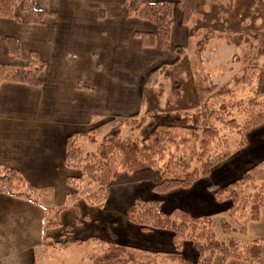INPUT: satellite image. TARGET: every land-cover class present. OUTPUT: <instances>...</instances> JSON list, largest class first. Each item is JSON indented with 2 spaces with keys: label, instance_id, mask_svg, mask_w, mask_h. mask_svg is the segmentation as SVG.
I'll use <instances>...</instances> for the list:
<instances>
[{
  "label": "crops",
  "instance_id": "1",
  "mask_svg": "<svg viewBox=\"0 0 264 264\" xmlns=\"http://www.w3.org/2000/svg\"><path fill=\"white\" fill-rule=\"evenodd\" d=\"M35 6L51 12L42 25L29 24L20 9L15 10L16 19L0 18V64L24 65L31 52L45 64L40 86L0 84V166L16 170L43 192L38 203L0 192V264L61 263L65 256L50 253L52 245L65 241L75 244L76 239L70 242L68 238H74L75 229L83 224L91 237L124 247L171 251V233L141 231L127 221V208L134 199L161 200L164 213L181 208L192 215L208 216L192 206L204 202L202 196L212 185L195 187L197 181L187 190L175 189L164 195L151 191L154 195L149 193V197L141 191L149 192L152 183L146 185L141 180L110 187L104 206L98 209L82 197H76L71 206L64 205L77 195L76 189L67 184L68 177L80 175L64 163L66 140L73 134H93L99 125L111 123L109 120L104 124L101 119L130 111L132 94L124 88L116 89V80L130 78L133 50L136 54L163 51L158 47L142 48L133 36L136 31H153V27L127 17L123 0H35ZM173 15L178 19L176 26L182 28L179 13ZM176 26L173 19L172 38ZM8 38L17 42L18 55L9 52ZM127 43L134 48L127 51ZM171 44L177 43L171 39ZM81 138L77 145L84 153L96 150L84 151ZM186 194L191 198L187 204L180 199ZM58 208H63L58 213L60 227L45 228ZM68 209L70 218L64 219ZM94 210L99 217L90 214ZM99 224H107L103 237ZM62 261L70 263L67 258Z\"/></svg>",
  "mask_w": 264,
  "mask_h": 264
},
{
  "label": "trees",
  "instance_id": "2",
  "mask_svg": "<svg viewBox=\"0 0 264 264\" xmlns=\"http://www.w3.org/2000/svg\"><path fill=\"white\" fill-rule=\"evenodd\" d=\"M252 0H228L224 5L213 7L211 11H203L202 0H123L126 16L149 23L153 31H136L133 36L139 41L142 48L153 49L158 47L163 51L173 50L179 57L183 56L180 46L172 47L171 28L173 26V12L175 8L180 15V24L187 26L192 22L195 15H201V20L194 22V27L190 29L189 35L201 28L212 26L214 30H226L237 28L247 17ZM22 10L27 17V21L32 25H42L44 18L51 15L49 11L39 10L35 6V0H0V18L16 19L15 10ZM215 20L216 23H211ZM8 50L13 55H18L19 47L17 42L8 38ZM185 59V58H184ZM45 64L34 52L29 54V58L24 65H4L0 64V84L3 82L19 83L29 86H40V74ZM171 78V100H167L164 112H174L178 110H188L198 106L196 90L187 86L182 78L172 77L170 72L165 75ZM159 97V96H158ZM157 94L151 89H146L142 94V101L146 103V113L154 112L158 109ZM221 116L214 117L216 111L209 110V121L203 123L198 160L200 166L192 172L181 177L163 178L152 183L151 191L157 195H164L175 189L187 190L197 181L207 178L217 165L226 161L231 152L229 148L221 155L209 157L211 146L219 138L218 129L212 124L220 123L230 133H236L238 147L246 145L245 134L264 124V102L256 100L249 101L248 105L241 111L245 114V121L238 122L232 116L231 108L225 104H220ZM225 113V116L222 114ZM142 119V118H141ZM141 119H121L115 123L102 141L97 142L91 131L81 134H73L66 140L64 163L68 168L80 171L78 177L71 176L67 179V184L80 190L81 185H94L93 192L80 191L83 200L92 206L101 208L108 197L109 188L128 182H135L147 179L160 170L161 164L165 161L168 151L177 146V142L170 130L176 126H185L186 120L168 116L153 118L154 124L150 125V130L142 140H121L120 131L123 127L138 126ZM213 119V122L211 121ZM162 127V130H158ZM81 137L89 138L96 143V150L91 153H84L77 145V140ZM260 164L255 168H259ZM250 183L257 185L255 193L250 198V212L247 220L257 221L260 217L261 209L264 208V181L257 183L255 176L251 172H245L237 179L229 183L231 189L228 194L233 206L240 203V191L243 186ZM214 194L220 192L216 186H209ZM0 192L12 197L25 198L34 203L42 193L27 181L14 169L0 166ZM63 208L56 209L45 228H59L58 213ZM125 217L127 221L137 226L141 231L153 230L168 231L171 233L173 249L171 251H154L137 247H124L122 245L105 241L97 237H89V241L98 245L104 250L103 258H108V249L112 248L125 252L126 258H120L114 264H157L156 257L163 258L169 264H211L212 258L219 253L223 260L232 259L250 264H264V237L256 238L244 245L237 244L236 238H219L213 229V222L209 216L192 215L184 209L174 208L167 213L161 210V200L145 201L134 199L127 208ZM221 233L232 236L236 232L245 234L244 226L241 230H236L227 223H221ZM190 243L197 251L194 260L188 259L183 254V244ZM76 245L81 244V240H75ZM239 245V246H238ZM140 258L145 260L142 262ZM98 259V258H97ZM100 259V258H99ZM94 260L99 264L100 260ZM107 260V259H106Z\"/></svg>",
  "mask_w": 264,
  "mask_h": 264
},
{
  "label": "rangeland",
  "instance_id": "3",
  "mask_svg": "<svg viewBox=\"0 0 264 264\" xmlns=\"http://www.w3.org/2000/svg\"><path fill=\"white\" fill-rule=\"evenodd\" d=\"M202 1L203 11H211L213 7L228 2V0ZM174 13H179L176 8ZM173 19L176 26L178 19L174 15ZM201 19V15H195L192 22L187 26H182V28L176 26L173 38L171 34L172 41L177 43L172 47L180 46L184 53L182 57H179L172 49L168 51L149 50L148 52L143 51L141 54H136V51L133 50L132 62H130L131 69L129 70L130 78L117 79L115 85L116 89L130 90L132 94L131 109L123 115L117 113L114 117L111 116L112 118L101 119V122H105L104 124L109 120L111 123L108 125L101 124L95 129L96 139L102 141L103 137L119 120L132 118L139 121L142 118L138 126L123 127L119 135L121 140L140 141L150 130V125L154 124V117L168 116L169 118L177 117L186 120L184 127L171 128L170 132L177 142V146L168 151L159 172L144 179L146 185L163 178L181 177L199 168L200 134L203 123L210 120L207 119L209 110H215L214 117L216 114L220 117L219 105L225 104L231 108L229 111H231L232 116L242 123L246 117L241 111L248 105L249 101L264 102V0H252L247 17L237 28L221 31L214 30L210 26L201 28L190 36L189 31L194 27V22ZM211 23L216 22L213 20ZM132 45L126 44L127 51L134 48ZM123 50V47L119 49L121 53ZM167 72H170L172 77L182 78L189 88L196 90L198 106L174 112L162 111L166 107L167 100L172 99L170 95L171 78L165 76ZM146 89H151L157 94L156 99L159 106L156 111L151 113H146L147 105L142 101V94ZM222 116H225V113ZM211 121L213 122V119ZM212 124L218 129L220 138L211 146L209 157L221 155L228 148L231 156L211 170L210 177L205 180L200 179V182L195 186L201 184L214 185L220 193L216 195L210 188H207L208 193L206 192L202 196L204 202H196L192 207L211 218L213 229L219 238L223 240L229 237L236 238L237 244L241 246L256 238L264 237V208L261 209L257 221H246L250 212V198L255 193L257 185L250 183L243 186L240 191V203L233 206L228 198L231 190L229 183L245 172H251L257 183L264 181V124L245 134L246 145L243 148L238 147L239 138L236 133L223 130L224 127L220 123L213 122ZM161 128L158 130H162ZM96 146L97 144L89 138L80 139V147L84 151H94ZM258 164H260L259 168H255ZM95 188L94 185H81L80 190H76L77 195L67 199L64 205L71 206L74 204L77 200L76 197H82L80 191L90 193ZM141 193L149 197V193L154 195L150 189L149 192L146 189ZM187 195L189 194L184 195L185 197L180 196L185 204H187L188 199H191ZM132 196H134L133 192ZM168 202L166 200L165 204ZM85 205L87 204L85 203ZM87 206L89 207V205ZM70 213L71 210L68 209L64 219H69ZM90 214L95 217L100 215L96 210ZM105 216L108 217L109 213H105ZM223 222L229 223L236 230H241V227L244 226L246 232L245 234L236 232L232 236L223 235L220 228ZM95 225L98 226L97 223ZM99 225H101L98 227L101 233L100 237H103V231L107 224ZM86 227V224H83L80 228H76L74 238H68L70 242L72 239L81 240L80 245L65 241L63 244L52 245L51 250L53 251L50 253L54 255L55 252V255L60 258L65 256L70 262L67 264H95L92 259L98 260L99 258V264H114L120 258H126L125 252L112 248L106 252L108 258H103L104 250H107V247L103 250L98 245L90 243L89 237L91 236H89L90 232L86 231ZM94 234L95 236L99 235L98 233ZM183 252L188 259L194 260L197 256V251L190 243L185 245ZM62 260L61 263L55 262V264H64ZM144 260V258H140V261L143 262ZM155 262L157 264H169L161 257H156ZM211 264L250 263L232 259L223 260L221 255L216 253Z\"/></svg>",
  "mask_w": 264,
  "mask_h": 264
}]
</instances>
